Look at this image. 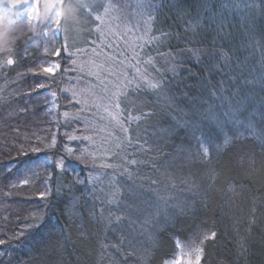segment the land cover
I'll use <instances>...</instances> for the list:
<instances>
[{
  "label": "trees",
  "instance_id": "obj_1",
  "mask_svg": "<svg viewBox=\"0 0 264 264\" xmlns=\"http://www.w3.org/2000/svg\"><path fill=\"white\" fill-rule=\"evenodd\" d=\"M259 1L264 5V0ZM184 3L189 14L181 16L175 9L176 0L160 1L159 14L165 19L160 26L170 33L167 39L171 42L155 54V67L160 68L157 76L163 74L171 81L169 69L175 65L181 79L168 95L180 98L170 103L159 93L141 97V144L148 150L141 149L136 160L143 164L131 169L141 173V218L145 220L141 224V264H165L176 255L178 238L188 239L201 231L215 233L204 244L201 264H264V139L246 131L237 136L225 122L231 138L225 144L217 126V121L224 120L222 101L209 94L223 82L225 95L230 96L235 85L251 78L250 72L260 75L264 62L221 40L216 31L202 34L199 29L194 35L185 30L197 13L207 25L211 12L221 11L222 0ZM0 14L15 17L21 26L11 54L15 63L9 65L6 54H0V240L4 241L0 264H124L119 260L124 254L130 255L129 260L135 257L129 250L136 246L134 238L130 236L122 246L113 241L117 222L113 217L107 220L105 214L114 210L101 202L107 193L94 192L88 197L84 187L90 166L68 157L61 141L57 146L53 143L61 136L63 108L59 109L55 98V81L62 77L46 73L42 63H52L57 57L45 49L43 36L22 30L28 11L0 5ZM55 38L56 50L63 48L61 37ZM174 50L180 55L167 62L164 53ZM221 52L227 54L223 62ZM243 90L253 94L249 107L257 109L256 127L264 133V89L257 85ZM145 113L150 115L144 117ZM48 137L52 138L49 146L50 142L43 144ZM197 137L216 145L215 149L206 145L207 164L196 155L201 151ZM62 157L69 171L56 167ZM25 162L29 166L21 168ZM10 164L14 166L9 168ZM193 181L199 188L196 194L189 191ZM41 193H45L43 198ZM134 197L131 193L128 200L133 203ZM178 204L181 207L174 208ZM35 223L40 227L29 230ZM144 232L155 240L146 245Z\"/></svg>",
  "mask_w": 264,
  "mask_h": 264
},
{
  "label": "snow or ice",
  "instance_id": "obj_2",
  "mask_svg": "<svg viewBox=\"0 0 264 264\" xmlns=\"http://www.w3.org/2000/svg\"><path fill=\"white\" fill-rule=\"evenodd\" d=\"M9 2L16 7L21 3H32L34 2L36 6H39L42 0H19L18 4H13L12 0ZM63 3V0H52L53 8L49 11L52 12L55 10V4ZM239 7V3L236 4ZM228 7L227 3H221V11L211 12L210 8H206V11H210L211 15L209 17V23L214 24L218 35L227 36V28L225 24V19L223 15V10ZM247 7L252 9L255 8L254 0H249ZM82 9H88L89 12L92 9L89 7V4L85 3L82 5ZM136 17L137 22L134 25L136 32H140L141 35L136 36L133 32V28H129L127 24L124 25L123 32L118 31L113 26V21L120 19L117 13H120L122 10L119 6H113L111 4L108 7L103 9L104 17L100 15L95 16V20L99 22L96 27V31L101 34L102 37L111 42L104 43L103 48L109 49L108 51L97 52L96 49L91 50V57L86 59L82 58L83 50L76 48L74 52L71 53L72 56L77 57L72 60V64L75 65V71L81 75L76 78L75 85L71 88L65 89L66 92H71L73 97H79L76 100V103L81 105V109L78 114L75 116L77 122L83 123L85 125V130L91 131H100L104 132L105 129H111L112 131L106 132V134L100 139V143L97 144L96 139L91 135L77 136V135H67L69 141H82L88 142L90 148L95 149V151H90L89 147H84L80 149V155L74 156L75 149L71 147H65V152L68 157L81 162L87 163V159L93 161L92 167L95 170L96 174H88V182L92 184L93 187L98 186L99 184L107 181V187L111 190V195L108 198L107 202L110 205L116 206L118 210L125 212L124 216H116L115 221L117 225L121 222L127 220L129 224L135 223L131 220V214L137 211L135 208L130 207L127 204L122 203L119 199L120 194V184L127 178L131 179L134 175L131 170L133 167H140L143 162L136 159H127L126 157H121L120 153L124 151V145L127 144L128 147H135L139 149H145V145L140 143V140L143 139L137 129H134L135 132V141L133 143V137L129 134V125L133 122L140 121L143 117L136 116L133 117L130 114L125 116V112L128 111V93L131 90L132 92H139L142 89L152 92L159 93L165 96V98L171 103L180 97L173 94L171 96L168 93L175 86V81L181 79L179 73L176 70L175 65H173L169 71L173 79L170 81L163 78V74L158 76H153L149 73L148 69L152 68L154 71L159 73V70L155 68L153 57L148 50L151 46L152 51L159 53L158 45L163 44L167 40L170 33L163 31L162 29H157L160 33L159 36L152 35V25L157 22L158 13L162 10V5L154 0H136ZM175 9L178 15H187L189 14V9L185 5L184 0H176ZM110 17V18H108ZM55 23V21H53ZM203 16L200 13H197V16L193 20L188 22V27L186 31L191 30L193 34H196V30L203 25ZM62 30L66 39L72 38V31L66 26H62ZM132 33L133 38L129 39L128 34ZM77 36L79 33H76ZM45 36L48 40L54 38V34L50 31H45ZM258 42V41H257ZM72 46L75 44V40H71ZM115 49H119L118 51ZM197 56L199 55V50H195ZM59 53H57L58 55ZM173 59L180 53L172 54L168 53ZM147 57V60H145ZM221 61L227 59V54L221 52ZM9 65L15 63L13 58L7 60ZM219 69V65H214ZM44 71L48 74H52L54 69L51 67H46ZM251 78H245L242 81V84L235 85V90L231 95H225L226 89L223 87V82L221 86L215 90H210L209 94L213 99L221 100V108L223 109L224 120L217 121V126L220 131L224 134V143L228 144L231 138L228 136V133L225 129V122L228 125H231L235 130V135L242 137L245 131L249 136L257 137L264 139V133H261L257 130L256 122L254 117L256 116L257 109L255 106L249 107V102L252 100L253 94L250 91H244V88H252L254 86H259L261 89H264V70L261 71L260 75H255L254 73H249ZM231 80L235 81L236 77H230ZM43 86V85H41ZM219 93V95H217ZM186 96L187 93H182ZM125 107H121V105ZM262 106H264V101H261ZM150 114L145 113L144 117ZM64 117H68L69 113L65 111L63 113ZM90 117V118H89ZM93 121H99V124H94ZM128 122V124L125 123ZM99 125H104L101 128ZM120 133L119 136L116 133ZM197 141L200 144L201 151L196 155L200 157V162L207 164L209 147L208 144H212L213 148H216V145L210 139L197 137ZM55 143V139H53ZM145 144L147 140L145 139ZM110 145H113L115 150H113ZM150 147V146H149ZM152 151H156V148H152ZM97 152L100 153L97 156ZM189 154V159H191ZM87 158V159H86ZM120 159L121 164L116 163H107L102 162L96 164L95 161L100 159L101 161H107L108 159ZM126 165V166H124ZM14 165H9L11 168ZM28 162H25L21 168H27ZM56 167L62 171H69V168L65 167V159L62 157L56 162ZM122 167V171H118ZM155 169V165L152 166ZM207 179L210 181L212 179V173L209 172ZM148 182L155 185L156 181L148 178ZM27 183V181H25ZM81 184L84 181H80ZM192 187L189 188V191L193 194H196L199 191L198 186L195 185V182H191ZM174 188L175 185L173 184ZM103 191V189H101ZM45 193H41L40 197L43 198ZM162 200L167 201L170 197H159ZM181 206L175 205L174 208L179 209ZM35 219L40 220L39 217ZM111 219V217H109ZM42 223V220H40ZM40 223H35L29 225V230L40 227ZM213 238L215 233L212 234ZM4 241L0 240V244H3ZM131 243V241H129ZM2 254V253H0Z\"/></svg>",
  "mask_w": 264,
  "mask_h": 264
},
{
  "label": "rangeland",
  "instance_id": "obj_3",
  "mask_svg": "<svg viewBox=\"0 0 264 264\" xmlns=\"http://www.w3.org/2000/svg\"><path fill=\"white\" fill-rule=\"evenodd\" d=\"M162 3L164 0H160ZM159 0H154V2L160 3ZM227 1L228 7L223 10V15L225 19V24L227 28V36L220 35L222 37L221 40H224L229 45L233 46L234 48L247 50L249 54L253 57H256L257 61L264 62V26H260V18L262 14H264V5L261 4L259 0H254L256 7L255 8H248L247 4L249 3V0H224ZM77 2L80 4V13H79V22L74 24L71 28H69L72 31V38L66 39L62 30V22L57 23L54 19V11L53 14H50L48 20L46 22L41 21L36 16L35 8L38 7L35 5L34 2L30 3H21L20 5L13 7V5L9 2V0H0L1 7H4L5 9H18L19 11H28V19L22 20V22L25 23L24 28L22 29L25 34H29L33 32V36H43L45 40V49L55 55L57 58L52 63H42L43 69L46 67H51L54 69L53 73L50 75L53 76H59L62 77L60 79V82L57 83L55 81V98L58 103L59 109L60 106L62 109L59 118L61 123V130L60 135L55 138L54 146L58 145V142H62L63 147L62 149L64 153L65 147H71L75 149L74 156L80 155V149L84 147H89L88 142H82V141H69L67 139V135H77V136H85V135H91L94 139H96L97 144L100 143V139L106 134L108 131H112L111 129H105L104 132L100 131H91L85 130V125L83 123L77 122L75 119V116L78 114L79 110L81 109V105L76 103V100L79 99V97H73L71 92H66L65 89L71 88L75 85L76 78L80 76L81 74L75 71V65L72 64V60L76 59L77 57L72 56L71 53L75 51L76 48L83 50L82 58L86 59L88 57H91L92 49H96L97 52L100 51H108L109 49L103 48L104 43H109L111 45V42L105 39L101 36L100 33L96 31V27L98 26L99 22L95 20L96 15H100L104 17V11L103 9L105 7H108L109 4L113 6H119L121 8V12L117 13V15L120 17V19H117L113 21V26L120 32H123L124 25L127 24L129 28H133V32L136 36L141 35L140 32H136L134 25L137 22L136 17V0H77ZM231 2V4H230ZM89 4V7L92 9L91 12H89L88 9H82L83 4ZM239 3V7L236 6V4ZM166 17L168 18L169 15L164 13ZM110 18V17H108ZM165 20L162 18V15L158 13L157 22H155L152 25V35L159 36L160 33L157 31V29H161L160 21ZM55 21V23L53 22ZM191 21V20H190ZM33 27V28H32ZM201 29L200 31L202 34H205L207 30H212L214 33L216 31V27L214 24H210L209 22L207 25H203L197 30ZM48 30L51 33L54 34V38L52 40H48V38L45 36V31ZM76 33H79L77 36ZM217 34V31H216ZM129 39L133 38V34H128ZM61 37V40L63 41V48H59L56 50V38ZM75 40L74 46H72L71 40ZM258 41V42H257ZM171 41L167 39L166 41L161 44L162 46L165 44H169ZM161 45H158L159 48ZM119 50V49H115ZM148 50L150 51L151 56L153 57L154 64H156L155 60V54L156 51L151 50V46H149ZM179 51H171L172 54H176ZM57 53H59L57 55ZM163 53V52H161ZM168 52H165L164 55L166 56L167 62L173 60L171 56L168 55ZM180 53V52H179ZM177 55L176 57H178ZM61 57V58H60ZM171 57V58H170ZM175 57V58H176ZM145 60H147V57H145ZM156 69L160 70L159 67H155ZM264 70V68H262ZM261 70V71H262ZM149 73H151L153 76H157V72L154 71L152 68L148 69ZM64 78V80H63ZM152 92L146 91L142 89L139 92H132L131 90L128 93V111H126L124 114L125 116L131 115L133 117L141 116V97L144 95H151ZM121 107H125V105H121ZM67 111L69 113L68 117H64L63 113ZM90 118V117H89ZM94 124H99V121H93ZM126 124H128L127 121H125ZM138 125V131L141 136V120L138 122H133L131 125H129V134L133 137V143L135 144V132L134 129H137ZM101 128L104 127V125H99ZM67 134V135H66ZM117 136L120 135V133H116ZM50 139L52 138L48 137L47 140L43 141V144L49 143L51 145ZM141 143V140H140ZM57 144V145H56ZM53 146V145H52ZM40 147V146H39ZM110 147L115 150L113 145H110ZM90 151H95V149H92L89 147ZM141 154V149L135 148V147H128L127 144L124 145V151L120 153L121 157H126L127 159H137L138 156ZM100 153L97 152V156H99ZM87 159V158H86ZM102 162L107 163H116L121 164L120 159H108L107 161H101L100 159H97L95 161L96 164H100ZM93 161L91 159H87V163L85 165L90 166L87 169V174L92 173L96 174L95 170L92 167ZM126 166V165H124ZM122 171V167L120 168ZM137 170H134V175L131 179L125 178L121 184H120V194L119 199L122 201V203L129 205L132 208H135L137 211L133 212L131 214V220L135 221L133 224H129L127 220L121 222L117 227L114 228V238L113 241L119 245H123L124 240L129 239L130 236L134 238V243L136 242V246L134 248H129L131 252H134L135 257L133 259L129 260L130 256L128 254H124L119 259L125 264V260L128 262L127 264H141V249H143L144 246H141V224L145 221L144 217L141 218V173L140 175H137ZM87 184L85 185V193H87V196L91 198V196L95 193H104L106 192L108 197L106 199H101V202L103 205L108 206L110 205L107 200L111 195V190L107 187V181H104L103 183L99 184L96 187H93L92 184L88 182V177L86 178ZM24 180L23 182H25ZM179 182V181H178ZM182 184V181L180 182ZM103 189V191H101ZM131 193L135 195L133 203H131L128 200L129 195L131 196ZM133 197V196H132ZM93 202V199H92ZM111 211L114 210V212H108L106 213V219L109 220V217H113L115 219L116 216H124L125 212L122 210H118L116 206L110 205ZM104 209V208H103ZM116 214V215H115ZM147 233V232H146ZM145 234V232H144ZM148 235H143V242L148 245L149 242L152 240H155V237H151L149 233ZM129 236V237H128ZM209 237H212L211 233L208 231H201L200 233H197L196 235L191 236L188 239H182L178 238L177 240V253L174 257L167 260L165 264H201L203 254H204V244L207 241ZM129 242V241H128ZM128 245H130L128 243ZM142 247V248H141Z\"/></svg>",
  "mask_w": 264,
  "mask_h": 264
},
{
  "label": "clouds",
  "instance_id": "obj_4",
  "mask_svg": "<svg viewBox=\"0 0 264 264\" xmlns=\"http://www.w3.org/2000/svg\"><path fill=\"white\" fill-rule=\"evenodd\" d=\"M13 4H18L19 0H12ZM52 0H42L40 5L35 8L36 16L43 22H46L53 11ZM80 4L77 0H63V3L55 4L54 19L57 23L71 28L79 22ZM21 26L16 22L15 17L0 14V54H6V58H12L15 44L19 39Z\"/></svg>",
  "mask_w": 264,
  "mask_h": 264
}]
</instances>
